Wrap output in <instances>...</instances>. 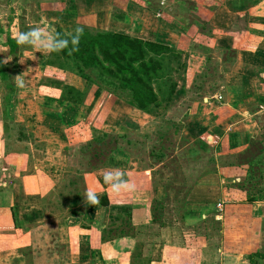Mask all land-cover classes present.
Listing matches in <instances>:
<instances>
[{"label": "crops", "instance_id": "1", "mask_svg": "<svg viewBox=\"0 0 264 264\" xmlns=\"http://www.w3.org/2000/svg\"><path fill=\"white\" fill-rule=\"evenodd\" d=\"M8 1L10 2L7 6L13 12L19 1ZM35 1L41 3L37 12H47L43 14L44 17L58 19L55 22L56 32L59 30L64 35L73 31L74 23L78 21L95 25L97 28L101 27L109 32H121L143 40L158 42L185 53L183 62H187L188 67L183 96L192 95V97L202 98L201 101H192L184 106L185 113L189 115L185 126L191 130V137H193L188 138L193 143L196 138L209 135L208 143L215 146L211 148L210 153H203L202 159L196 161L198 163L207 160L208 157L215 159V163L210 167L206 162L203 164L202 177L204 178L192 187L187 197L185 225L191 226V230H196L194 226L198 223L201 225L205 221L214 222L221 219L220 221L224 220L226 224L227 221L234 219L235 217L232 216L227 218V214L221 215L217 204L223 202L222 177L228 175L226 169L230 165L225 166L224 162L231 160L233 151L244 150L254 139L262 140L264 135V0H160L157 12L147 9L148 0ZM68 2L71 3L70 6H67ZM2 7V0H0V12ZM104 25L108 27L104 28ZM259 40L261 43L258 49L252 50L251 48L255 47ZM34 55L36 58L32 60L33 63L44 66L48 53L42 54L35 51ZM211 73L217 74L220 89L208 96L206 92H201L202 88L197 83V76L204 77ZM193 89L197 93L193 94ZM218 95H222L223 100H217L215 97ZM40 105L47 110L46 113L56 111L58 106H61L57 109L60 113L67 109V104L59 105L58 102L48 105L46 99ZM176 106L173 107L175 112L178 111ZM129 108L125 102L117 100L108 106L106 114L110 116L111 112L118 109L131 111ZM74 110L77 111L78 117L82 116V106ZM44 119L45 115L41 126L48 133L58 135L63 142L69 140L68 126L64 125L61 128L45 126ZM77 119L76 124H78ZM109 119L110 117H107L104 122V128ZM127 150L115 151L112 154L111 169L98 171L100 191L111 190L104 182L105 171L119 169L125 174L141 172L133 169V163L127 154L129 150ZM45 160L43 158V162ZM8 161L11 169H7L4 165L3 170H11L16 178H20L21 183H15L14 187L4 189L1 193L4 198L0 206V264H41V262L42 264H122V262L123 264H183V261L184 264H200L198 262L200 253L192 255L190 251L178 247L175 243L177 239L162 230L161 237H156L160 239L157 243L140 241L147 235V226L152 227L150 205L140 197L144 194L143 191L133 196L134 209H137L133 219L137 230L136 237L134 239L125 237L104 243L101 245V248H104L102 251L93 248L91 243L95 239L98 240V235L92 236L90 232L81 230L86 225L93 228L96 234L102 235L107 224L106 211L103 212L100 206L87 205L86 218L83 219L72 211L65 219L56 222L51 212L54 208V190L48 182L55 181L54 175L59 176L58 168L42 167L36 164L35 160H31L27 154L15 155V159L8 158ZM33 166L31 175L28 170ZM130 167L132 169H129ZM211 170H215L216 174H212ZM29 175L34 181L27 180ZM38 178L42 179V185L39 184ZM20 187H24L26 193L31 195H41L38 199L23 201L22 196L19 195ZM20 204L41 210L43 218H40L38 216L40 213L34 210H29L32 212L27 214L29 212L27 211L24 215L20 212L19 218L23 222L22 231L19 229L15 233L5 232L1 217L8 215V212H11L10 209L18 208ZM224 204L227 205V202ZM250 210L252 217H249V222L256 221L255 227L243 230L240 225L244 227L245 224L240 223L235 227L237 231L234 237L225 234L214 236L210 232L206 238L207 232L195 233L192 245L198 246L192 248L205 254L208 251L205 248L208 246L207 243L216 241L219 245L218 257L221 264H251L249 257L257 252L253 245L264 240V230L261 229L264 226V202L252 204ZM216 215L218 216L214 217ZM235 219L238 220V218ZM31 225L37 226L36 228L32 226V229L26 233V228ZM47 225L58 227L50 234L51 228H46ZM41 228H46L47 231L40 232ZM73 229H80L77 238L75 234L77 246L72 240ZM37 232L41 233L42 238L52 237L57 245V251L47 250L46 253H39L36 248H32L29 252H22L24 244L30 245V242L36 241ZM199 237L202 239L200 240ZM61 243L65 245V248ZM136 243L141 248V254L139 261L133 263L131 255ZM194 256H197L195 260ZM258 262L264 264V261L258 260Z\"/></svg>", "mask_w": 264, "mask_h": 264}, {"label": "rangeland", "instance_id": "2", "mask_svg": "<svg viewBox=\"0 0 264 264\" xmlns=\"http://www.w3.org/2000/svg\"><path fill=\"white\" fill-rule=\"evenodd\" d=\"M18 1L19 3L15 5L16 10L11 12V9L7 6V3L10 1L2 0L3 7L1 9L2 12H0V31L2 30L3 34L0 33V56H5L3 53L8 50L6 46L7 37L16 40L15 34L18 31H28V29L33 26H46L50 29L54 28L56 30L55 22L58 21V19H51L52 17L50 16L44 17L47 12H37V9L41 4L39 1ZM159 1L160 0H148L147 9L152 12H157ZM70 4L71 3L68 2L67 6H70ZM42 19L45 21V24L43 25L41 24ZM74 24V29L80 27L92 33L109 32L101 27L97 28L95 25H89L87 23H80L77 21ZM103 27L107 28L108 25H104ZM35 51L36 50L27 48L21 50L19 48L16 55L7 57L8 62L6 65L8 70H6V74L8 76L5 78L0 77V206L2 205L4 198V196L1 195L3 190L14 187L15 183H21L20 178H16L11 170L4 171L3 166L5 165L7 169H11L8 163V158L15 159V155L27 154L30 156L31 160H35V163L42 165V167L55 166V168H58L60 177L54 175L56 178L55 181L48 182V184L50 183L52 185L54 190V208L51 210L54 214L53 219L56 222L62 221L69 216L72 211H75L83 219L86 218L88 204L84 202V194L89 188H91L98 194L100 200L105 190L100 191L99 188H101V184L97 179V174H99L98 171L102 169H111L112 164L107 165V160L110 159L109 152L118 146L120 149L123 148L129 150H127V154H129V158L133 163V169L135 171H141L139 172V176H151L150 178H152L151 180L154 183L155 188H157L158 193L154 198L156 199L154 207H157V202L160 200L162 204L166 203L164 214L162 215L163 212H161L162 222L156 224L150 222L152 227L147 226V235L142 237L140 241L157 243L160 239L156 237H161L160 232L162 230L165 233H168L169 236H174V238L177 239L175 243L178 247L185 251H190L192 255L200 253L198 261L200 264H221V260L218 257V242H208V246H205L208 251L204 254L192 248L198 246L192 245L193 236L197 232L201 233L208 231L211 232V234H214V236L216 234H218V236H224L225 234L226 236L234 237L236 233L235 231H237L235 227L239 226L240 223L245 224L244 227L240 225L243 230L257 225L256 221L249 222V217H252L250 210L252 204H247L246 200L247 197L258 192L264 198V152H260L264 147L255 144L257 146L253 148L255 150L254 154L248 153L246 157L248 162H255L253 165V171H257L258 173L257 179L252 185H249L247 180L248 175L246 171L249 169V166L246 164L241 165L240 162L237 167V164L235 163L236 155L232 156L230 161L227 160L224 162L225 166L229 164L232 166H227L229 167L226 169L228 175L222 177L223 202L218 203L221 204V207L217 206V209L220 211L219 213L221 215L222 213L223 216L227 214V218L228 216H232L238 218V220L234 218L227 221L226 224H224V220L220 221L221 219H217L214 222L205 221L201 225L198 223L197 226H194L197 232H193L195 230H191V226L185 225L184 220L187 218H185L186 204L183 206L182 202L187 199L192 191V187L199 184V181H202L204 178L202 177L204 170L202 167L203 164L206 162L209 167L213 164H210L208 159L198 163L193 161L194 156H197L198 152L195 151L196 153H192V151L195 150L193 146H191L192 142L190 144L187 143L188 137H193H191V130L187 129L185 126V123L188 122L189 115L185 113L186 107L184 106L192 101H201L202 98L192 97V95L183 96L181 93L180 95L178 94L176 102L170 108L166 105H162L158 109H153L151 112L145 113L129 106V110L131 109V111H122L118 109V111L111 112L110 116L109 114H106V112H108L107 108L106 112H103L100 117H97V114L95 113V108L98 109L100 103L98 104L96 102L94 105L96 107H92L91 109L82 106V116L78 117V124L72 128L73 131L70 133V136H68L69 142H63L62 139H59L58 135L48 133L41 126V121L47 110H44L43 106L40 104L44 103L47 98H45L39 90V85L43 81L45 83L50 82L49 80H51L52 83L55 79L56 82L72 84L81 92H86L88 88L86 84L80 80L79 76L74 74L72 78L75 82L72 78H69V74L73 75L70 72H75L76 68L72 62H67L66 60L61 59V57L56 58L54 56L52 58L54 64H56V66H54L56 77H52L53 75L48 74L47 76L50 79H47L44 71L45 65L34 64L32 61L36 58L34 55ZM24 52L27 54L25 55ZM184 55L185 53H183V58ZM21 59L23 63L20 62ZM89 74L90 76L93 75L92 73ZM18 75H21V78L25 82L23 88H19L16 84V76ZM175 80L179 85L177 90L180 91V88H182L180 86H182L183 81H181L177 74L175 75ZM197 83H199L202 88L201 92H206L208 96H211L215 91L220 89L218 87L220 85V80L217 78V74L214 75L211 73L204 77L197 76ZM194 93L197 92L193 89V94ZM10 94L13 95L12 105L11 107H5L6 98L10 96ZM220 96L223 100L222 95H218L215 98L217 99ZM86 98L87 96L84 98V101ZM58 103L60 105V102ZM248 103L247 105H251ZM174 106L178 107L177 112L173 110ZM60 107L61 106H58L57 109H60ZM57 109L56 112H58ZM133 110H135V112ZM107 117H110V119L108 120V124H105L104 128V122ZM139 123L144 126H141ZM112 125L115 127H110ZM162 133L166 134L169 140V143L166 145L169 149V152H166L168 154V159L165 165L166 167L159 165L156 159L149 158L148 150H145L146 148H144L145 144H152L154 140L157 139V136H160ZM103 134L109 136L102 140L106 155L103 158V163H100V165L95 168L92 167L95 163L92 162L91 165L89 158L86 156L85 150H87L88 144L97 146L96 138H101ZM123 137L125 138L123 139ZM129 141H131L129 144L130 146L127 145V142ZM190 155H192L193 158ZM43 158L46 159L45 162H43ZM177 159L181 160V162L177 163L178 166L175 165L173 167L175 163L174 161ZM172 162L174 163L172 164ZM257 163H260V173L262 172L260 177V173L256 170L255 166ZM167 166L168 169H166ZM99 167L100 169H98ZM174 168L177 170V173H170L173 172L172 170H174ZM129 169L132 168L130 167ZM33 170L34 166L32 168L30 167L28 172H31L32 175ZM31 175L27 177V180L34 181ZM38 182L40 185L43 183L42 179H39ZM26 183L31 184V182ZM43 186H45V184H43ZM167 187L170 188L168 194L166 193ZM165 194H167L168 198L163 199ZM19 195L22 196L23 201L26 200L29 202L30 200L38 199L41 194L31 195L26 193L24 187H20ZM153 200L147 199L148 204L150 203V208ZM224 201L227 202V205L224 204ZM19 210L23 215L29 210H34L40 213V215H38L40 218H43L41 210L39 209L20 204ZM32 211H29L27 214H30ZM157 213L159 212L157 211ZM221 215L219 216L221 217ZM217 216L218 215L214 217ZM32 226L36 228L37 225L27 227L25 232L27 233L32 229ZM49 227L51 228L49 230V233L51 234L58 226L47 225L46 228L49 229ZM46 228H41L40 232H43V230L47 231ZM148 228L151 229L149 230ZM261 229L264 230V226H262ZM25 232L24 234H26ZM40 232L36 233V241L30 242V245L26 243L22 246V252H29L32 248H36L39 253H46L47 250L57 251V245L54 243L52 237L42 238ZM199 238L200 240L202 239L201 237ZM106 241H108V239ZM102 244H104V242H102ZM189 245L190 247H188ZM62 246L65 248L64 244H62ZM253 248L256 249L257 252L262 251L264 248V240L263 242L254 244ZM196 257L197 256H194L193 259L195 260ZM132 261L133 263H137L139 258H135ZM42 263L43 262H41V264ZM184 263L185 262L183 261V264Z\"/></svg>", "mask_w": 264, "mask_h": 264}, {"label": "trees", "instance_id": "3", "mask_svg": "<svg viewBox=\"0 0 264 264\" xmlns=\"http://www.w3.org/2000/svg\"><path fill=\"white\" fill-rule=\"evenodd\" d=\"M57 32L60 33L61 36H64L59 30ZM0 33L3 34V31L1 30ZM6 41L8 50L3 53L5 56H0L1 78L8 76L6 74L8 68L3 62L4 59L11 55H16L19 49L16 40L13 38L7 37ZM260 43L261 40L251 49H258ZM54 56L56 58L61 57V59L67 62H72L76 71L70 72L73 75L69 74V78H72L74 74L79 76L80 80L86 84L88 89L86 92H81L74 85L69 83L56 82L55 79L52 83L51 80L46 83L43 81L39 85V90L44 97L47 98L48 105H52V103L56 101L63 103V105L67 104V109L63 113L56 111L45 113L43 122L45 126L61 128L66 125L69 128L68 132L72 133V127L77 123L76 119L78 118L77 111L74 109L80 106L89 107L91 109L92 107H96L94 106L96 102L98 104L100 103L99 108H95L97 117H100L103 112H106L108 106L119 100L139 111L148 113L153 109L160 108L162 105H166L169 108L172 107L177 100L178 94L185 93L184 84L188 65L187 62H183V53L158 42L143 40L121 32L92 33L83 29V36L81 37L78 51L72 52L70 55L69 49H65L63 52L47 55L44 69L46 76L51 74L53 75L52 77H56L54 68L56 64H54L52 60ZM89 73H92L94 77L90 76ZM176 74L181 81H183L182 86H180L182 87L180 91L177 90L179 85L175 80ZM47 79L50 78L47 76ZM72 80L74 81L73 78ZM86 96L87 98L84 101ZM12 98L13 95L11 94L6 98L5 107H11ZM208 136L209 135H205L201 138H196L193 143H191V140L188 138L187 143H191V146L195 149L192 153L195 151L198 152V155L193 158V161L202 159L203 153H210L211 148L215 147L214 144L208 143ZM105 137L108 138L109 136L103 134L101 138H96L97 146L88 144V148L85 150L91 165L92 162L95 163L92 167L97 168L98 165L104 161L103 158L106 153L102 140ZM124 138L125 137H123V139ZM262 138V140L254 139L244 150L233 151L234 154L232 156L236 155L235 163L237 167L240 162L241 165L246 164L249 166V169L247 171L245 170L248 175L247 180L249 185L254 183L258 173L257 171H253L255 162H248L246 157L248 153L254 154L255 150L253 148L257 146L255 144L264 147V135ZM130 142L131 141L127 142L128 146H130ZM168 143V136L162 133L160 136H157V139L154 140L152 144H145L144 148L148 150L149 158L156 159L159 165L165 166L168 159V154L166 153L169 150L166 147ZM116 149L120 148L117 146L110 150V159L107 160V165L112 163V154L117 151ZM120 150L125 151L126 149L121 148ZM260 152H264V149ZM190 156L192 157V155ZM208 161H210V164L215 163L214 157H208ZM174 162H172V164L174 163L173 167L177 165L178 162H181V160L177 159ZM255 166L256 170L260 173V163H257ZM98 169H100V167ZM166 169H168V166ZM172 171L173 172L170 173H177L175 168ZM211 172L212 174H216L214 173L215 170H211ZM261 174L262 172L259 174V177ZM150 177V175L141 177L139 174L126 173L123 179H130L135 182L137 186L135 192L123 193L118 196L112 189L104 191L100 198V203L96 204V206H100L103 209V212H107V224L102 235L96 234L93 228H89L86 225H84L81 230L90 232L92 236L98 235V240L91 241L93 248L95 247L104 251V248H101L102 242H110L125 237L134 239L136 237L137 230L133 224V219L137 209H134L133 196H137L143 191L144 194H141V198L146 202L147 199L153 200L157 196V188H155L151 180L152 178ZM169 190L170 188L167 187V194ZM167 194L163 196V199L168 198ZM155 200L156 199L152 201L151 208L149 209L150 222L153 224L162 222V215L166 207V203L162 204V202H160L161 200L157 202L158 208L154 207ZM263 201L264 198L258 192L247 197L246 203L255 204ZM182 203L184 206L187 203V199ZM10 211L8 215H3V217H1L4 231L13 233L19 229L22 231L23 222L19 218V207L12 208ZM157 211L159 213H157ZM161 212H163L162 215ZM79 232L80 229H73L71 233L73 243H75L76 246L78 245V241L75 239V234L77 238ZM195 232L197 231L195 230ZM198 233L199 232L196 234ZM207 235H210V232L207 231L206 238ZM107 239L108 241H106ZM140 249L139 244L136 243L132 251L133 260L140 257ZM249 260L251 264H259L258 260L264 261V250L252 254Z\"/></svg>", "mask_w": 264, "mask_h": 264}, {"label": "clouds", "instance_id": "4", "mask_svg": "<svg viewBox=\"0 0 264 264\" xmlns=\"http://www.w3.org/2000/svg\"><path fill=\"white\" fill-rule=\"evenodd\" d=\"M41 24H45L42 19ZM83 36V29L80 27L75 28L73 31L61 36L56 30L48 27L33 26L28 31H18L15 34V39L18 47L23 50L25 48L36 50L39 53H60L65 49H69V54L78 51L81 37ZM26 55L27 53L24 52ZM5 64L8 62L6 58L3 61ZM23 63L22 59L20 60ZM16 84L19 88L25 86L24 80L21 75L16 76ZM125 173L121 170L105 171L104 182L109 185L114 193L118 196L123 193H132L137 190L135 182L132 180L123 179ZM85 203L88 205H96L100 203L98 194L89 188L84 194Z\"/></svg>", "mask_w": 264, "mask_h": 264}, {"label": "built area", "instance_id": "5", "mask_svg": "<svg viewBox=\"0 0 264 264\" xmlns=\"http://www.w3.org/2000/svg\"><path fill=\"white\" fill-rule=\"evenodd\" d=\"M217 100L221 101L222 100V97L220 96L219 98H217ZM217 206L218 207H221V204H218Z\"/></svg>", "mask_w": 264, "mask_h": 264}]
</instances>
